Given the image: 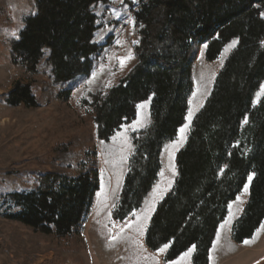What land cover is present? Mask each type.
<instances>
[{
    "label": "trees",
    "instance_id": "obj_1",
    "mask_svg": "<svg viewBox=\"0 0 264 264\" xmlns=\"http://www.w3.org/2000/svg\"><path fill=\"white\" fill-rule=\"evenodd\" d=\"M33 1L35 13L8 39L11 62L34 73L48 51L44 64L53 84L64 86L87 76L109 45L94 42V7L108 0ZM263 13L264 0H139L132 5L134 65L118 84L84 100L93 108L96 137L108 141L135 119L137 104L150 99L151 123L131 133L127 172L111 211L114 221L125 222L152 191L161 151L185 122L196 46L206 44L205 57L212 62L236 41L176 155L174 186L158 203L145 231L150 251L167 245L164 263L195 246L192 264H209L228 205L249 175L248 200L232 226V240L252 238L264 220V95L255 103L264 82ZM70 92L67 87L55 96L65 100ZM5 102L13 107L38 105L31 86L19 81ZM67 148L59 145L56 162L38 176L34 190L0 195L5 218L59 240L76 232L91 210L99 183L93 169L70 175Z\"/></svg>",
    "mask_w": 264,
    "mask_h": 264
},
{
    "label": "rangeland",
    "instance_id": "obj_2",
    "mask_svg": "<svg viewBox=\"0 0 264 264\" xmlns=\"http://www.w3.org/2000/svg\"><path fill=\"white\" fill-rule=\"evenodd\" d=\"M138 1L108 0L95 5L94 42L99 45L108 42L109 45L94 59L87 76H79L61 86L52 83L44 64L48 51L44 52L34 73L14 65L10 59L8 39L16 37L24 19L35 13L34 1L0 0V29L4 31V38L0 40V195L34 190L38 176L49 172L56 162L58 147L62 144L68 145L64 155L70 175L93 169L99 183L89 214L74 234L62 240L5 218L1 212L6 208L0 200V264H192L194 250L187 256L183 253L178 259L164 263L165 248L152 252L145 246L144 235L153 214V200L142 204L125 222H116L111 217L132 149L130 136L146 128V117L151 121L150 100L141 103L135 121L121 127L108 141L96 137L93 108L84 103L90 95L105 93L118 84L134 65L132 5L137 6ZM235 45L236 41L230 42L212 62L206 60V44L196 46L192 70L194 88L181 137L189 130ZM18 81L31 86L38 103L36 107L6 104L7 93ZM67 87L71 89L68 98L58 99L56 93ZM263 95L264 82L256 104ZM175 146L171 144L167 148L163 160L165 167L172 160L170 151ZM250 183L247 179V191ZM247 191L244 187L228 209L229 215L221 223L210 250L209 264H264V222L247 244L235 243L231 238L232 226L247 202L244 200ZM130 221L132 226H126Z\"/></svg>",
    "mask_w": 264,
    "mask_h": 264
},
{
    "label": "crops",
    "instance_id": "obj_3",
    "mask_svg": "<svg viewBox=\"0 0 264 264\" xmlns=\"http://www.w3.org/2000/svg\"><path fill=\"white\" fill-rule=\"evenodd\" d=\"M213 87V86H212ZM211 90L212 88L209 90V92L207 93V97L206 99L208 98V96L210 95L211 93ZM191 99H192V94L190 96V99H189V104H188V110H187V113L189 112V108H190V103H191ZM150 99L146 100V101H149ZM206 101V100H205ZM144 102V101H143ZM142 102H140L139 104H137L136 106V117L135 119H137L138 115H139V109H140V105H141ZM205 103V102H204ZM202 105L204 104H201V107ZM186 113V115H187ZM135 119L133 121H135ZM132 121V122H133ZM130 122V123H132ZM128 123V124H130ZM151 123V121L148 119V117L145 118V121H144V125L145 127L149 126V124ZM187 123V116L185 117V122H184V125H182L181 127L185 126ZM124 125H127V124H124ZM124 125H122L121 127H123ZM180 127V128H181ZM179 128V129H180ZM179 129H178V132H177V135L175 137V139L173 141H170L168 143H166L161 151V155H160V170L158 172V178L156 180V183L154 185V187L152 188V191L150 192V194L147 196V198L145 199L143 205L150 199V201H152V207H151V213L155 211L158 203L171 191V189L173 188L174 186V183H175V180H176V177H177V167H176V155L178 153V151L184 146L186 140H187V136L189 134V130H190V127L188 128L189 130H187V132L185 134H183V136L181 137V133L179 132ZM178 139L180 141H178ZM178 142V143H177ZM171 144H176L177 146H175L171 151H170V156L172 158V160L170 161L168 167L164 166L163 165V160L165 158V155H166V152L169 150L167 149L168 146H171ZM173 146V145H172ZM131 152H132V149H131ZM131 153L129 154V157H130ZM174 159H175V165H174ZM127 167H128V162H127ZM127 172V168H126V171H125V174ZM125 174H124V177H125ZM123 182H124V179H123ZM123 185V184H122ZM245 187V186H244ZM122 189V187H121ZM249 189V188H248ZM244 190V188H243ZM242 190V191H243ZM121 192V190H120ZM120 195V193H119ZM119 197V196H118ZM239 197V196H238ZM237 197V198H238ZM236 198V199H237ZM247 198H248V191L246 193V196H245V202L247 201ZM118 200V199H117ZM117 200H114L117 202ZM236 200H234L233 202H231L229 205H228V209L231 208V205L235 202ZM115 202V203H116ZM114 207V206H113ZM112 207V209H113ZM242 210L239 209L237 213H240V211ZM112 211V210H111ZM227 215H229V213H227ZM264 222V221H263ZM262 222V223H263ZM221 225V224H220ZM220 227V226H219ZM219 230V228H218ZM218 230H217V233H218ZM217 236V234H216ZM216 239V238H215ZM215 241V240H214ZM164 248V247H163ZM165 250H167V247L165 248Z\"/></svg>",
    "mask_w": 264,
    "mask_h": 264
},
{
    "label": "snow or ice",
    "instance_id": "obj_4",
    "mask_svg": "<svg viewBox=\"0 0 264 264\" xmlns=\"http://www.w3.org/2000/svg\"><path fill=\"white\" fill-rule=\"evenodd\" d=\"M122 63H123V61H122ZM191 116V113H189V117ZM245 122H247L246 120H245ZM135 123H139L138 121L137 122H135ZM185 131V128L184 127H181L180 129H179V132L180 133H183ZM114 139H115V137H114ZM101 143H103V142H101ZM251 179H252V175H249V177H248V180L249 181H251ZM247 187H248V185L246 184L245 185V191H247ZM132 215H135V213H133ZM126 226H128V227H131L132 226V222L130 221ZM250 241H248V240H245L244 241V243H249ZM167 247V245H165L164 246V248H166ZM164 248H161V249H159V251H163L164 250ZM194 248H195V246H193L192 248H189L188 249V252H186V253H184L183 254V256H187L189 253H191L193 250H194ZM211 258V257H210ZM257 264H259V262H257Z\"/></svg>",
    "mask_w": 264,
    "mask_h": 264
}]
</instances>
